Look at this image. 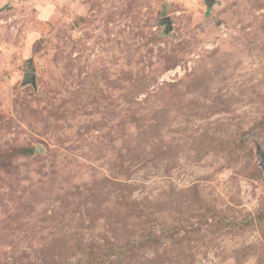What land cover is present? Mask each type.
I'll return each mask as SVG.
<instances>
[{"label": "rangeland", "instance_id": "rangeland-1", "mask_svg": "<svg viewBox=\"0 0 264 264\" xmlns=\"http://www.w3.org/2000/svg\"><path fill=\"white\" fill-rule=\"evenodd\" d=\"M261 153L264 0H0V264H264Z\"/></svg>", "mask_w": 264, "mask_h": 264}, {"label": "water", "instance_id": "water-1", "mask_svg": "<svg viewBox=\"0 0 264 264\" xmlns=\"http://www.w3.org/2000/svg\"><path fill=\"white\" fill-rule=\"evenodd\" d=\"M204 3L206 4L207 7H210L214 4L215 0H203ZM159 24L161 26H166L167 31H172V20L170 19V17H164L160 20ZM23 83L25 85H32L34 88H36V74L35 73H25L24 74V79H23ZM36 152H39L38 148L36 149ZM262 163H261V167L264 169V154L261 153L260 154Z\"/></svg>", "mask_w": 264, "mask_h": 264}, {"label": "trees", "instance_id": "trees-1", "mask_svg": "<svg viewBox=\"0 0 264 264\" xmlns=\"http://www.w3.org/2000/svg\"><path fill=\"white\" fill-rule=\"evenodd\" d=\"M33 153H34V149L32 147L21 148L18 151L19 156H25V157L33 155Z\"/></svg>", "mask_w": 264, "mask_h": 264}]
</instances>
